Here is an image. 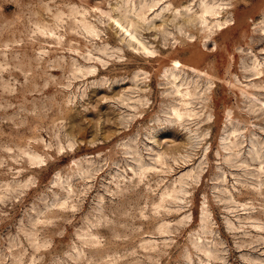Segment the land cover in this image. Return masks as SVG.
<instances>
[{"label": "rangeland", "instance_id": "374dc122", "mask_svg": "<svg viewBox=\"0 0 264 264\" xmlns=\"http://www.w3.org/2000/svg\"><path fill=\"white\" fill-rule=\"evenodd\" d=\"M0 264H264V0H0Z\"/></svg>", "mask_w": 264, "mask_h": 264}, {"label": "bare ground", "instance_id": "6f19581e", "mask_svg": "<svg viewBox=\"0 0 264 264\" xmlns=\"http://www.w3.org/2000/svg\"><path fill=\"white\" fill-rule=\"evenodd\" d=\"M124 31H125V29H124ZM126 32H129L128 31V29H126ZM129 34V33H128ZM130 37L132 38V40L134 41V39H135V37H134V35L133 34H131L130 35ZM129 38V37H128ZM134 38V39H133ZM138 38V37H137ZM131 40V41H132ZM138 42V41H137ZM135 44H137L136 42H135ZM143 49H144V47H142ZM171 113L174 115V116H176V118H178L179 116H180V112H179V110L177 111L176 110V108H173L172 110H171ZM181 117V116H180Z\"/></svg>", "mask_w": 264, "mask_h": 264}]
</instances>
